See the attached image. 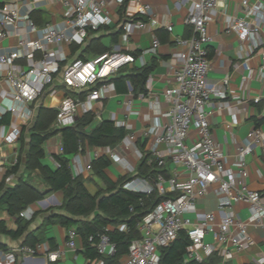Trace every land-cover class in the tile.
<instances>
[{
	"label": "built area",
	"instance_id": "1",
	"mask_svg": "<svg viewBox=\"0 0 264 264\" xmlns=\"http://www.w3.org/2000/svg\"><path fill=\"white\" fill-rule=\"evenodd\" d=\"M2 1L0 39L14 33L17 43L0 52V90L19 103L34 101L53 83L57 72H60L65 86L87 90L86 98L97 100L109 87V78L122 66L137 60L144 64V55L156 53L160 44L157 35L152 33L149 46L138 55L132 53L135 45L130 42V36L143 30L153 31L161 25L146 0ZM46 2L60 4L62 16L57 21L38 26L32 13ZM185 2L188 5L184 22L190 26V33L175 37L183 49L177 54L174 83L163 88L162 99L155 96V102L162 107V120L156 116L147 130L152 136L148 151L156 158L160 168L163 169L167 162L172 165L170 174L158 171L154 178L134 176L123 184L128 189L146 193L156 189L160 194L169 192L171 196L161 199L137 223L140 236L129 242L121 264H158L160 248L168 245L180 230L190 241L186 248L187 260L202 261L214 252L228 260L235 251L253 243L249 225L264 229V195L249 186L245 160L253 146L262 139L263 132L253 127L244 140L235 142L233 164L238 166L235 170L226 167L224 147L217 141L209 121L207 105L211 103L212 95L225 97L226 89L210 86L208 82L210 54L207 45L212 41L208 23L214 18L216 9L225 6V0H178V3ZM239 9L240 15L230 19L228 29L234 30L241 41L251 40L254 46H264V0L254 3L240 0ZM109 26L120 29L118 43L113 49L88 59L75 57L60 69V61L66 60L65 55L59 52L63 44H82L90 32ZM164 26L172 30L171 24ZM33 33L34 37L31 36ZM36 52L40 53L38 57ZM19 58H26L27 66L17 63ZM240 64L232 62L234 68H239ZM261 69L264 76V53ZM224 83H228V78ZM259 99L260 95L254 97V101ZM79 104V98L64 97L58 106L55 125H72ZM26 112L30 114L31 109ZM191 129L199 136L188 143L186 139ZM132 137L128 136L129 140ZM161 143L167 145L166 151L159 149ZM62 149L59 143L56 152ZM211 190L218 197L216 209H201L197 200ZM240 202H245L248 207L245 219L233 209V205ZM118 228L125 230L126 223H120ZM207 234L212 237L210 242H205ZM77 235L75 227L67 229L68 247H75ZM97 237L95 245L100 255L115 252L116 245L106 231L98 233ZM92 238L91 235L89 239ZM42 253L47 254L49 260L56 261L64 252L52 250L48 241L19 244L12 250L0 248V264H13L17 255L23 257ZM89 264L106 262L99 256L90 260Z\"/></svg>",
	"mask_w": 264,
	"mask_h": 264
},
{
	"label": "crops",
	"instance_id": "2",
	"mask_svg": "<svg viewBox=\"0 0 264 264\" xmlns=\"http://www.w3.org/2000/svg\"><path fill=\"white\" fill-rule=\"evenodd\" d=\"M146 1L151 4L153 14L161 25L155 27L153 31L143 30L130 36V42L135 45V50L132 52L134 55L140 54L144 48L149 46L152 33L157 35L160 40L156 53L144 55V64L153 59L156 62L147 77L149 84L145 83L146 93H133L129 81H126V91L117 89L112 80L116 73L109 78V87L103 90L97 100H88L86 98L87 90L65 86L61 80L60 72L56 73L53 83L32 102L23 104L13 101L6 92L0 90V183L13 185L20 174L24 172L22 166L17 172H10L9 169L16 162L19 154L24 159L29 141L28 127L35 119L38 106L58 109L59 104L67 95L80 100L77 117L90 111L94 114L95 121L102 118L111 119L115 125L124 126L128 131L125 137L114 146H90L86 140L83 141L79 150L70 159L69 165L72 174L80 175L87 191L93 195L98 191L105 192L112 185L117 184L123 176L136 174L137 165L151 144L152 136L147 130L153 125L156 116L160 121L162 120L160 118V108L162 107H159L155 102V96L162 99L163 88L174 83V70L178 65L177 54L183 49L175 41V37L187 36L191 29L184 22L187 2L178 3V0ZM257 1L262 2L263 0H250L251 3ZM2 2L0 0V4ZM239 4L240 0H225V6L218 7L214 18L208 23V31L212 36V41L207 45L210 54L208 82L210 86L225 88L226 96L212 95L211 103L207 105V109L210 111L211 129L217 141L222 143L227 156L226 167L235 170L238 168L233 164L236 158L235 142L244 140L253 127L259 128L263 132L262 139L253 146V150L246 155L245 160L249 186L264 195V76L261 73L264 46H254L251 40L241 41L234 30L228 29L230 19L241 13ZM36 12H38L40 21L34 20L38 26H44L46 23L61 18L62 7L55 2H46L34 11V13ZM164 24H171L172 30H167ZM115 31H117L115 26L102 27L97 31L90 32L82 44H63L59 52L61 55H65L66 60L60 61V69L67 61L78 57L92 37H99L101 44L113 49L118 43L120 35L118 33L117 40L112 41L111 33ZM262 33H264V28ZM16 43L17 35L8 34L0 39V52L15 46ZM39 54L36 52L35 56L38 57ZM91 55V53H85V56H90L89 58L93 57ZM16 61L22 66L28 64L26 58H19ZM233 61L240 62L241 66L234 68ZM134 63L139 66L143 65L138 60ZM225 78H228L227 84L224 83ZM257 95H260V99L254 101V97ZM28 108L31 109L30 114L26 112ZM23 130V139L20 140ZM195 133L196 131L193 129L191 141L194 140ZM130 135H133L131 140L128 138ZM61 142V135L57 133L43 143L45 155L41 161L51 168L56 166L53 154L56 153ZM159 149L166 151L167 145L161 143ZM99 156H105L108 159V165L103 168V175L97 173L92 166L93 160ZM153 158L155 159L151 154L149 162ZM171 167L172 165L167 162L163 168L167 175L170 174ZM24 174L26 173L24 172ZM28 180L43 190L47 189L38 170L32 171ZM62 199V191H49L43 198L22 209L19 216L23 220H30L27 230L17 238L0 231V248L15 249L26 234L33 231L34 234L43 237L42 241H48L52 250H62L63 255L56 261L49 260L45 253L23 257L17 255L13 264H89V261L93 260L84 257L82 237L79 233L75 238V247H68L66 245L67 226L56 221L43 224L46 216L59 211L56 206L62 202ZM217 201V195L211 190L204 198L200 199L198 206L204 210H215ZM233 209L243 219L248 215V207L245 202L234 204ZM16 221L17 215L9 214L5 205L0 204V225L14 229L17 226ZM106 228L108 229L109 226ZM249 232L254 240L250 246L235 251L228 260H224L217 252L212 253L211 255L218 256L215 264H264V229L249 225ZM79 256L81 261L77 263L76 259ZM124 258L125 256L120 261H123ZM70 261L72 262L69 263Z\"/></svg>",
	"mask_w": 264,
	"mask_h": 264
},
{
	"label": "trees",
	"instance_id": "3",
	"mask_svg": "<svg viewBox=\"0 0 264 264\" xmlns=\"http://www.w3.org/2000/svg\"><path fill=\"white\" fill-rule=\"evenodd\" d=\"M33 19L40 21L38 12L32 13ZM97 31V30H96ZM120 29L111 33L112 41H116ZM111 47L104 46L99 42V37H92L78 57L88 59L85 53L91 56L104 51H110ZM156 65L155 60L137 65L134 62L122 66L112 79L117 89L127 90L126 81H129L133 93H146L145 83L150 71ZM57 108L39 105L34 121L28 127L29 141L27 150L22 159L21 154L9 169L17 172L22 166L26 174L21 173L13 185L0 183V204H4L11 215H17L16 228H6L0 225V231L13 238L20 237L27 230L30 220H23L19 213L29 204L39 200L49 191L60 190L63 193L62 202L56 206L59 211L52 212L43 220L46 222L56 221L67 228L73 226L82 237V253L86 259H94L102 256L106 264H121V258L126 255L129 242L140 236L137 223L149 212L161 199L171 196V193H158L156 189L146 193L141 190H132L123 186L124 182L139 176L142 178H154L158 171H166L158 166L156 158L151 159L149 151L143 153L135 175L123 176L117 184L112 185L105 192L98 191L91 194L87 191L80 175L74 176L69 165L70 159L83 144L114 146L127 134L124 126H117L111 119L102 118L95 121L94 114L90 111L78 116L72 125L56 126L55 118ZM5 119L3 118V121ZM24 130L20 140L23 139ZM61 135L62 151L53 154L56 166L51 168L44 164L41 159L45 155L43 143L52 135ZM108 165L105 156H99L93 160L92 166L97 173L103 175V168ZM38 170L41 179L47 189L39 188L31 183L28 178L32 171ZM28 177V178H27ZM132 206V210L130 207ZM126 223V229L120 230L118 225ZM109 226L107 229L106 227ZM106 231L110 239L115 243L116 249L113 254L100 255L95 243L97 234ZM92 239H89L90 236ZM43 237L29 231L20 244L33 245L42 241ZM190 241L183 230L166 246L160 248L158 264H215L218 256L210 255L202 261L187 260L186 248ZM230 264V263H226ZM252 264V263H245Z\"/></svg>",
	"mask_w": 264,
	"mask_h": 264
},
{
	"label": "rangeland",
	"instance_id": "4",
	"mask_svg": "<svg viewBox=\"0 0 264 264\" xmlns=\"http://www.w3.org/2000/svg\"><path fill=\"white\" fill-rule=\"evenodd\" d=\"M208 32H209V31H208ZM32 36L34 37V34H33ZM192 130H193V129L190 130V132H189V134H188V136H187V139H186V142H188V143H191V142L197 140V139H198V136H199L198 133H195V134H194V137H195V138H194L193 141H191V140H190V137H191V135L193 136V134H192ZM216 185H217V184H215V186H216ZM199 201H200V199L197 200V205H198V203H200ZM211 240H212L211 235L207 234V235H206V238H205V242H210ZM80 258H81V257L79 256L78 259H76L77 263H80V261H81ZM71 262H72V261H70L69 263H71Z\"/></svg>",
	"mask_w": 264,
	"mask_h": 264
},
{
	"label": "water",
	"instance_id": "5",
	"mask_svg": "<svg viewBox=\"0 0 264 264\" xmlns=\"http://www.w3.org/2000/svg\"><path fill=\"white\" fill-rule=\"evenodd\" d=\"M77 117V116H76Z\"/></svg>",
	"mask_w": 264,
	"mask_h": 264
}]
</instances>
